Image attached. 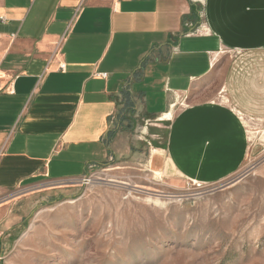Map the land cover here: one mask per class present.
Listing matches in <instances>:
<instances>
[{
  "label": "crops",
  "instance_id": "crops-1",
  "mask_svg": "<svg viewBox=\"0 0 264 264\" xmlns=\"http://www.w3.org/2000/svg\"><path fill=\"white\" fill-rule=\"evenodd\" d=\"M0 75V193L118 165L138 108L169 120L156 174L221 183L264 121V0H0Z\"/></svg>",
  "mask_w": 264,
  "mask_h": 264
},
{
  "label": "rangeland",
  "instance_id": "rangeland-1",
  "mask_svg": "<svg viewBox=\"0 0 264 264\" xmlns=\"http://www.w3.org/2000/svg\"><path fill=\"white\" fill-rule=\"evenodd\" d=\"M124 117L131 152L118 165L0 193L12 233L0 264H264V121L245 120L240 170L206 185L152 169L167 117Z\"/></svg>",
  "mask_w": 264,
  "mask_h": 264
},
{
  "label": "built area",
  "instance_id": "built-area-1",
  "mask_svg": "<svg viewBox=\"0 0 264 264\" xmlns=\"http://www.w3.org/2000/svg\"><path fill=\"white\" fill-rule=\"evenodd\" d=\"M64 39L65 38H62L59 42H57V46H59L60 44H62V42L65 41ZM59 54H60V51H58L56 53V57L59 56ZM48 71H49V68L47 66V68L45 69V72H48ZM58 71L64 72L65 71V66L63 64H60L58 66ZM0 79H1V75H0ZM2 90H3V87L0 86V91H2Z\"/></svg>",
  "mask_w": 264,
  "mask_h": 264
}]
</instances>
